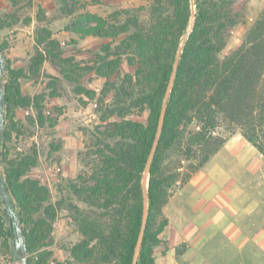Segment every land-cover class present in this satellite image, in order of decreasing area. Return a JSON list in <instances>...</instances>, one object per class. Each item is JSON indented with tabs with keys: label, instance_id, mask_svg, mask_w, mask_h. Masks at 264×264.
<instances>
[{
	"label": "trees",
	"instance_id": "obj_1",
	"mask_svg": "<svg viewBox=\"0 0 264 264\" xmlns=\"http://www.w3.org/2000/svg\"><path fill=\"white\" fill-rule=\"evenodd\" d=\"M141 1L146 4L140 8L111 15L114 21L95 18V25L77 28L81 36L122 39L119 45H106L95 54L92 69L107 78L99 103L104 105L107 94L115 92L112 105L105 104L108 114L102 120L116 116L120 122L110 123L111 128L103 132L100 166L92 173L95 185L89 193L95 202L104 201L94 204L103 212L85 214L71 207L82 235L71 250L73 264H156L155 250L162 247L163 254L167 251L162 234L169 224L164 214L169 189L180 177L184 186L237 133L264 157V10L243 44L222 57L233 29L243 20L234 7L239 0ZM116 16L124 17L118 25L114 24ZM50 39L52 47L41 52L46 39L40 34L36 37L37 55L32 62L37 68L58 51ZM0 52L9 77L5 86L7 118L13 122L15 110L30 105L31 98L22 93V72L12 68L2 47ZM123 61L135 68L134 75L121 76ZM114 75L122 80L118 85L109 81ZM86 94L94 99L90 92ZM164 105L162 131L145 176ZM36 107L40 116L42 108L40 104ZM145 112V123L130 119ZM174 151L189 163L182 175L166 170L165 161ZM1 158V173L32 256L52 243L56 206L47 204L45 189L38 181L24 179L35 160H11L8 154ZM14 234V220L0 202V252L6 253V263L0 264L12 262Z\"/></svg>",
	"mask_w": 264,
	"mask_h": 264
},
{
	"label": "rangeland",
	"instance_id": "obj_2",
	"mask_svg": "<svg viewBox=\"0 0 264 264\" xmlns=\"http://www.w3.org/2000/svg\"><path fill=\"white\" fill-rule=\"evenodd\" d=\"M145 4L141 0H32L31 3L29 0H0V47L12 68L22 72V93L31 98L30 105L15 110L13 122L7 118L5 108L1 154H8L11 160L24 157L35 160L36 165L24 179L38 181L45 189L43 197L47 204L56 206L51 245L32 256L26 255L34 264L75 262L71 250L81 242L82 235L75 221L76 212L71 211V207L85 214L103 212L94 204L104 201L95 202L93 193H89L95 185L92 173L93 168L100 166L98 154L104 151L103 132L111 128L110 123L120 122L116 116L103 122L102 118L108 114L106 105H112L115 92L107 94L106 105L99 103L107 78L97 75L92 68L95 54L106 45H119L122 37L113 40L81 36L77 28L95 25V18H110L123 9H137ZM234 7L239 9L243 20L233 29L222 57L232 54L243 44L264 10V0H239ZM114 19L110 18V21ZM116 20L114 24L118 25L124 17ZM39 34L46 39L40 47L41 52L52 47L48 40L50 36L58 51L55 50V55L37 68L32 58L37 55L36 37ZM44 56L49 58L48 54ZM120 70L121 76L135 74V68L126 61L120 65ZM8 79L4 72L1 78L4 88ZM109 81L118 85L122 80L114 75ZM86 92L93 94L94 99ZM37 104L42 108L40 116ZM147 118V112L130 117L134 122L142 123ZM5 134L8 135L6 139ZM188 166L177 151L165 161L168 172L181 175L187 172ZM249 169L253 173L245 175L247 193L263 207L260 214L247 219L248 231L252 233L264 220V164L256 163ZM181 178L170 187L169 200L182 188ZM177 249L180 250L178 257L176 252L177 263L186 264L181 259L186 246L180 245ZM202 253L211 264H264V256L257 245L249 243L239 251L224 236L209 242ZM156 257L161 258V253ZM0 263H6V253L2 251Z\"/></svg>",
	"mask_w": 264,
	"mask_h": 264
},
{
	"label": "crops",
	"instance_id": "obj_3",
	"mask_svg": "<svg viewBox=\"0 0 264 264\" xmlns=\"http://www.w3.org/2000/svg\"><path fill=\"white\" fill-rule=\"evenodd\" d=\"M264 164V157L240 133L190 181L171 197L164 209L169 224L162 234L167 251H155L156 264H179L177 248L185 245L181 259L186 264H211L202 251L209 242L224 236L232 247L242 251L257 245L264 256V220L252 233L247 219L263 211L259 200L247 193L245 175L249 167ZM161 253V258L156 257Z\"/></svg>",
	"mask_w": 264,
	"mask_h": 264
},
{
	"label": "water",
	"instance_id": "obj_4",
	"mask_svg": "<svg viewBox=\"0 0 264 264\" xmlns=\"http://www.w3.org/2000/svg\"><path fill=\"white\" fill-rule=\"evenodd\" d=\"M4 72H6V65H5V62L2 58V54L0 52V202L3 204L4 209L9 212L10 216L14 220L15 234L11 240L12 263L13 264H18V263L28 264V260L26 258V255L28 254V248L26 245L25 235H24V232H23V229L21 226V219H20L19 214L16 211H14L13 202H12L11 196L9 195V192H8V189L6 186L5 177L1 173V164H2L1 145H2V141H3V135H4V116H5V108H6L5 88L1 82V78H2V75ZM175 72H176V68H175L173 76H172V81L175 77ZM165 110H166V105H164L163 110H162L160 124H159L158 132H157V139L155 141V145H154V148L152 150L151 157H150L149 163H148L146 171H145V176H147L149 173L151 161L153 159L155 149H156V146L158 144V139H159L161 131H162ZM146 178L147 177H145L143 179V184H144V188H145V192H144V198L145 199H147V188H148V180ZM146 216H147V206H146V210H145L143 230L141 232V236H140L138 246H137L136 259H137V256L139 254L141 239H142L143 232L145 229Z\"/></svg>",
	"mask_w": 264,
	"mask_h": 264
}]
</instances>
